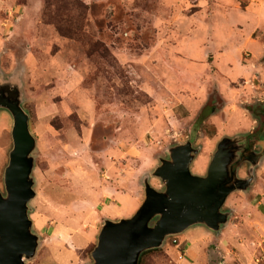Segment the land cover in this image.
<instances>
[{
  "label": "rangeland",
  "instance_id": "obj_1",
  "mask_svg": "<svg viewBox=\"0 0 264 264\" xmlns=\"http://www.w3.org/2000/svg\"><path fill=\"white\" fill-rule=\"evenodd\" d=\"M0 73L21 76L37 139L30 216L41 244L25 264H90L102 213L129 217L142 203L103 210L105 187L144 190L167 148L189 140L202 146L191 169L205 175L223 137L257 135L264 0H0ZM12 125L0 110L3 192ZM227 210L219 234L191 227L193 238L168 237L143 264H264V159Z\"/></svg>",
  "mask_w": 264,
  "mask_h": 264
},
{
  "label": "water",
  "instance_id": "obj_2",
  "mask_svg": "<svg viewBox=\"0 0 264 264\" xmlns=\"http://www.w3.org/2000/svg\"><path fill=\"white\" fill-rule=\"evenodd\" d=\"M23 102L21 76L6 79L0 73V110H7L13 119V146L3 174L5 191L0 190V264H25L35 258L41 244L30 216V202L37 194L32 175L37 139ZM250 144L262 148L247 153ZM201 149L190 140L167 148V157L141 179L144 199L138 209L129 217L103 220L90 264H140L146 251L163 247L168 237L195 226L220 233L231 216L223 206L231 193L252 186L264 159V142H247L244 135L223 137L205 175L191 169ZM241 162L249 164L247 178L239 176ZM152 177L160 179L162 189L151 184Z\"/></svg>",
  "mask_w": 264,
  "mask_h": 264
},
{
  "label": "crops",
  "instance_id": "obj_3",
  "mask_svg": "<svg viewBox=\"0 0 264 264\" xmlns=\"http://www.w3.org/2000/svg\"><path fill=\"white\" fill-rule=\"evenodd\" d=\"M103 193H104V195H107L105 198L107 201L104 204L103 210H105V208L108 207L107 205L110 203H114V204L119 203V206H115V208H108L106 210H110V209H113V210L116 209L117 210V208H120L122 205H125V202H130L133 205H137L138 202H141V201L143 202V199H144V197H143L144 196V190L140 191L138 189V187H135V186H133V190L129 191V192L120 191V190L118 191L117 189L105 187L103 190ZM101 194L99 192V196ZM109 201H110V203H109ZM124 209H125V207L122 206V210H124ZM114 214H116L118 216L120 214V212L117 211ZM104 216L105 215H103V213H102V218H101L102 220H104L106 218ZM119 218H121V217H118L116 219H119ZM197 231L198 230H195V231L193 230L190 232L188 231V232H184L183 234H184V237L186 239H190V238H193L195 236V234H197ZM95 236H96V232L93 231V235H92V237H90L91 239L90 238L88 239V245L92 242V239Z\"/></svg>",
  "mask_w": 264,
  "mask_h": 264
},
{
  "label": "flooded vegetation",
  "instance_id": "obj_4",
  "mask_svg": "<svg viewBox=\"0 0 264 264\" xmlns=\"http://www.w3.org/2000/svg\"><path fill=\"white\" fill-rule=\"evenodd\" d=\"M255 129V133H257V135H253V136H248L247 138V142H264V118L263 120H261V125ZM254 134V132H252ZM257 148H259L258 150H260L262 147L261 146H255L253 144H250L247 148H246V152L247 153H251L252 151H256Z\"/></svg>",
  "mask_w": 264,
  "mask_h": 264
},
{
  "label": "trees",
  "instance_id": "obj_5",
  "mask_svg": "<svg viewBox=\"0 0 264 264\" xmlns=\"http://www.w3.org/2000/svg\"><path fill=\"white\" fill-rule=\"evenodd\" d=\"M250 107L251 106H249V110L253 113V112H255V110H253V109H250ZM150 252V251H149ZM147 252H145L141 257V260H140V264H143V256L146 254Z\"/></svg>",
  "mask_w": 264,
  "mask_h": 264
}]
</instances>
